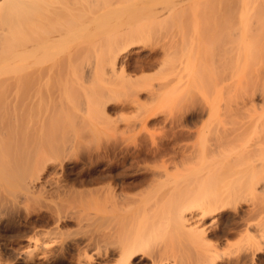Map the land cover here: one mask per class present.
Here are the masks:
<instances>
[{"label":"rangeland","instance_id":"obj_1","mask_svg":"<svg viewBox=\"0 0 264 264\" xmlns=\"http://www.w3.org/2000/svg\"><path fill=\"white\" fill-rule=\"evenodd\" d=\"M39 2L40 10L36 6L38 12L26 15H34L25 37L28 66L21 95L26 110L16 111L19 118L25 114L28 155L40 150L57 154L67 169L62 178L80 195L77 199L111 191L131 197L144 193L138 200L152 194L148 198L159 202L158 197L166 198L184 185L188 191L203 190L210 177L212 185L206 184L205 191H212L224 182L223 186L231 184L235 170L257 158L258 149L264 152L261 107L252 108L249 102L255 92L242 96L236 87L241 75H253L251 57L264 49L254 47L263 41V25L239 19L242 0H42L46 9ZM252 3L254 10L264 9V0H249ZM126 33L149 49L128 50L123 73L121 64L109 67L110 55L124 51L130 39ZM33 39L42 42L40 51H32ZM242 41L249 48L244 73L238 70L237 57ZM150 54L158 59L156 65L140 70L137 65ZM260 77L264 92V70ZM106 98L112 104L104 111ZM32 160L28 156L29 164ZM219 176L229 183L217 180ZM260 192L252 200L258 207L264 206V191ZM252 204L242 205L233 219H227L229 213L221 215L207 235L209 243L214 242L207 248L220 246L215 248L224 253L225 264H264V250L254 260L236 254L246 233L244 219L256 217L248 214ZM16 208L5 210L6 232L0 236L13 250L1 259L11 258L17 239L26 235V213ZM84 230L74 228L78 233ZM190 238L200 240L199 235Z\"/></svg>","mask_w":264,"mask_h":264},{"label":"bare ground","instance_id":"obj_2","mask_svg":"<svg viewBox=\"0 0 264 264\" xmlns=\"http://www.w3.org/2000/svg\"><path fill=\"white\" fill-rule=\"evenodd\" d=\"M40 1L0 0V233L6 232L3 223L6 221L5 213L7 212L5 210H8V207L13 209L17 207V210L21 209L26 213V221H24L26 235L17 239L18 249L13 251L11 258H0L1 264H225L224 253L222 252L221 256L217 251L219 249L215 248L217 244L212 245L214 249L207 248L212 243H209L207 235L221 215L229 213L227 219L231 217L233 219L234 216L239 215L242 205L252 204L253 197L259 190L263 193L264 152H260V149H258L260 155L257 158H252L253 161L250 160L245 167L243 165L242 170H240L242 167L238 169L239 171L235 170L237 172L233 178L230 177L231 184L223 186L227 179L224 178L225 180L221 181L220 177L223 180V176H219L217 180L219 179L224 184L221 186L218 181L220 188L216 185L212 191L207 189L208 192L205 188L206 184L209 183L207 185L209 186L212 182L211 177L208 179L210 182L207 183L202 179L206 183L201 188L203 190L193 186L198 190L188 191L184 185L185 189L178 187V191L174 189V193H170L166 191V189L170 190L169 187H165L163 193L168 192L170 195L166 198L161 195L158 197L159 202L151 200L153 195L150 193L147 195L150 198L138 200L136 197L144 193L131 197L132 195L111 191L106 194H102L103 191L101 194H99L100 191L98 194L90 193L88 196L86 194L85 198L77 199L80 195L74 193L76 191L70 186L72 184L62 178L65 165L57 154H49L52 150L48 153L40 150V152L32 151L30 152L32 155H28L26 152V120H23L25 114H19L21 116L19 118L16 108L23 109L26 106V98L21 95L26 88V66H28V42L25 37L28 35L26 33L28 28H33L29 20L34 17V15L33 17L26 15L35 14V10L37 12V9L40 10L41 6H37V2H39L38 5L43 4L45 8L46 5L42 3V0ZM36 6L39 8L36 9ZM256 7V3L250 5L249 0H242L239 19L245 24H261L264 30V9L254 10ZM254 11L260 13H254ZM39 17L42 19V16ZM26 18H29L28 22ZM131 31L128 32L131 33ZM130 33L128 35L126 33L127 38L130 39H127L128 41L122 48L124 51L120 53L118 50L119 52L110 55L109 68L114 69L116 64H121V71L124 73L125 70L127 71L128 50L149 49L148 44L145 45V42L133 37L134 35L130 36ZM262 33L264 35L263 31ZM36 39L32 40L33 44L31 42L32 51L41 50V41ZM243 43L246 42L242 41L239 44L237 56L240 57L238 70L241 69L242 73L248 68L249 63V48H246ZM254 47L264 48V36L263 41L256 42ZM157 60L156 56L150 54L137 65L141 69L137 68L149 69L156 65ZM251 64L253 75L247 77L241 75L242 78L236 79V87L239 93H243L242 96H247L245 94L253 89L252 92L255 93L252 94V100L249 102L252 108L257 105L261 107L258 117L262 118L261 123H264V92L259 89L263 81L260 72L264 70V49L259 52V55L251 57ZM38 70L40 72L41 69ZM39 75H37L38 79ZM257 92L261 93L255 95ZM108 94L110 93L103 94V96H109ZM109 101L107 99L102 104L104 111L112 104ZM254 121L253 124H255ZM259 131L262 129L260 128ZM28 156H32L33 159L30 164L27 162ZM227 183H229L228 180ZM189 187L191 189L192 186ZM93 190L97 192V188ZM199 190L206 193L202 195ZM154 191L152 192L158 193ZM78 192L81 193V191ZM153 198L157 199L156 194ZM249 210L248 214L250 212V215L252 213L256 217L250 220L253 215L247 216L246 214L247 219H244L247 220L246 224L244 220H240L243 226L246 225L247 230L245 229L243 240L239 238L242 242L237 243L240 244L238 249H235L236 254L244 257L250 256L248 259L254 260L255 255L264 250V206L258 207L252 204ZM32 217L35 219L32 220ZM74 228L78 229V232L81 228L85 230L78 233L74 232ZM190 232L195 233L191 234L193 237L200 236V240L196 239L199 243L190 238ZM190 239L196 243L190 242ZM8 250L13 249L0 236V257ZM228 252H231V249L229 251L228 248Z\"/></svg>","mask_w":264,"mask_h":264}]
</instances>
